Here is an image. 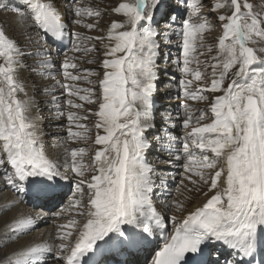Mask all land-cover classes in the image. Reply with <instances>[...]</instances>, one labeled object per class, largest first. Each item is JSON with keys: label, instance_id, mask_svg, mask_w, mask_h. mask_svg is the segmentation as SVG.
<instances>
[{"label": "snow or ice", "instance_id": "6c2138e0", "mask_svg": "<svg viewBox=\"0 0 264 264\" xmlns=\"http://www.w3.org/2000/svg\"><path fill=\"white\" fill-rule=\"evenodd\" d=\"M10 7L6 0H0V10ZM24 7L27 13L19 6L12 11L27 15L33 26L54 42L66 35L74 36L71 50L75 53L96 51L95 44L89 47L85 41H109L104 45V71L98 81L100 103L93 113L97 118L94 143L103 147L96 150L93 174L85 179L89 165L83 160L87 155L84 147H65L62 160L46 153L28 105L18 96L24 92L16 78L23 53L0 28V169L4 180L37 206L55 205L71 192L67 208L53 215L60 217L71 208L84 221L81 224L72 219L59 226L57 258L63 264H109L97 257L107 252L139 251L150 237L157 231L162 234L167 227L152 199L153 167L145 156L151 144L145 133L155 127L161 40L173 31L172 25L179 19L182 58L176 64L183 74L178 90L186 101L182 121L185 131L179 138L169 135L166 150L171 154V144L179 140L181 147L176 151L180 154L175 158L187 161L183 167L191 175L186 179L205 186L204 196L212 194L178 223L176 216L171 217L172 232L155 252L151 264H264V8L256 10L250 0H215L210 12L217 14L222 34L215 44V55L201 71L191 67L199 65V56L204 55L198 49L213 52V45L205 44V34L213 31V24L202 14L203 0H183V15L179 6L172 8L167 0H121L112 9L121 19L111 22L106 37L71 33L68 29L69 24L96 28L98 20L86 23L85 18H99L98 8L81 7L71 0L66 8L70 18L66 20L57 0H25ZM161 21L166 25L163 29L159 28ZM77 59L65 57V79L94 83L89 77L99 74L91 69H84V75L69 71L78 70ZM44 66L55 67L50 57H46ZM209 68L210 82L206 80ZM60 87L70 97L96 103L93 88ZM210 94H214L211 100ZM187 101L206 102L207 107L198 109L196 115ZM67 104L76 109L83 107L72 99ZM84 119L87 117L67 113L69 140L87 139V126L75 124ZM73 124L83 131H73ZM100 129L104 135L99 134ZM172 206L178 212L185 208L180 201L165 205ZM41 218L42 214H37L35 218L18 219L11 230L31 229ZM53 251L49 244H36L21 252L16 264H38Z\"/></svg>", "mask_w": 264, "mask_h": 264}, {"label": "rangeland", "instance_id": "374dc122", "mask_svg": "<svg viewBox=\"0 0 264 264\" xmlns=\"http://www.w3.org/2000/svg\"><path fill=\"white\" fill-rule=\"evenodd\" d=\"M57 1L59 5L62 6L63 4V9L66 15H68V13L66 12V8L68 7L71 0ZM262 1L264 0H250V2L254 4V8L256 10H258L257 3L261 6L263 4ZM119 2H121V0H76V3H78L81 7L90 6L93 8H98L101 11V16L99 18H85L86 23H96L97 20L99 21L96 28L92 30H88L85 28L91 36H107V32L111 22L121 19V17L114 18L115 13L112 12V9L118 6ZM167 2L171 5L172 8H176L177 6H179L180 14H184L183 0H167ZM214 2L215 0H203L204 7L202 9V14L207 15L208 19L213 24V31L211 33L205 34V44L213 45V52L210 53L211 56L215 55V44L218 40V37L222 34V27L217 23L215 19V16L217 14L210 12L211 4ZM8 4L11 6L8 10H0V28L4 29L6 35H8L9 38H11V36L14 38L16 44L23 53V55L19 58V67L17 69L16 78L24 86V93L26 92L25 100L29 101L31 105H34L37 108L35 123H37L38 126H40L42 129V132L38 135L39 138L48 151L47 153H49V150L56 151L61 147L71 146L72 144L70 143V140L64 134V127L68 128L69 126L64 124L62 115L58 113V110H62L63 112V108L65 105L67 107L66 113L74 112L80 117L86 116L87 119L76 120L75 124H84L87 126V129H89V131L86 133L87 139L79 140L83 141V143H80L79 141L72 142L74 148L84 147L87 150V155L83 157V160L85 164L89 165V169H91L97 147H102V145H96L94 143L95 136L97 134V129L95 128L97 118L93 115V113L98 111V106L100 103V87L98 81L99 78H102V74L104 71L101 67L103 59L105 58L104 52L106 51L103 46L104 43L108 40L104 39L103 41H97L93 39L90 41H85V43L89 47H91V45L93 44H95L96 46V51L89 52L87 55H84L83 53L73 52L71 50L73 46V40H71L69 42L70 53H64V55L68 54V57H79V59H77L76 61L78 64V70H69L72 71L74 75H84V69H91L95 73L99 74V76L93 75L89 77V79L94 82L92 84H88L84 80L72 81L71 84H68L75 85V87L82 89H95V94L92 96V98L96 101V103L89 104L86 101L79 100L75 96L70 97L65 89L62 94V92L60 91V87H58L57 90H53V88L49 87V85L52 84L49 83V76L50 78H53V76H55L54 79L59 78L58 74L55 75V73L63 70L62 63L65 57L62 56L61 58L59 57V59L53 51H50L51 47L49 46V42H47V40L45 42L46 46L49 47V52H44V47L46 46L41 44V42L39 41L40 37L36 33H33L34 29L30 28L32 27V21L30 18L25 24V27L22 26V23L28 16L25 15L22 17L17 12L12 11V8L19 6L21 12L27 13V9L24 7L23 0H9ZM222 11L223 10H221V13ZM101 20H104V22ZM17 25L18 27H15ZM72 26L76 32L83 33L81 31V28H77V25L72 24ZM165 27L166 25L161 21V23L159 24V28L163 29ZM180 27V20L178 19L177 23L172 25L173 31L169 32L166 37L161 40V47L159 49L160 56L157 59V91L154 96L155 107L153 122L155 124V127L145 133L147 140L151 144V147L148 149L145 156L146 162L153 167V173L151 174V178L153 180V203L156 207L162 206L164 208H167L171 217L176 216L175 207H165V205H171L172 201H180V193L189 185L193 186V191L196 190L195 185H193L189 180L186 179L187 175H191L189 173H186L183 167V165L187 163V161H185L183 158H181L180 160H177L175 158V147H181L180 141L177 140L176 142H173L176 144L174 146L172 145L173 143L171 144V154L166 151L167 147L169 146V142L165 135L168 134L177 136L179 138L183 136L185 131L182 126V121L184 118L183 104L186 101L183 93L178 90V82L183 78V74L180 72L179 67L176 64V61L182 58V37L179 34ZM169 51L173 52L166 55V53H168ZM201 51L204 52V55L199 56V58L204 57L206 54V49H198V52ZM46 57H50L51 63L55 67L47 68L46 66H44ZM88 60H92L93 62L88 63ZM196 66L197 64L195 63L191 65V67H193L194 69L199 68L201 71H205L204 68ZM49 73H52V75H49ZM206 73V80L210 82L211 69H207ZM88 94L89 93L87 92H81V95ZM19 95L20 93H18V96ZM49 95L55 96L58 103H56L55 105H50ZM212 95L214 94H210V100L212 98ZM68 99H72L75 103L83 104V107L79 109L70 107L67 104ZM187 103L191 106L194 114L196 115L199 114L198 109L207 107L206 102L187 101ZM72 127L74 131H83V129L76 128L74 124L72 125ZM99 134L104 135L103 129L99 130ZM164 169L168 170L170 175H163L164 178L160 180L161 176L159 174H155V170L161 171ZM71 187L74 191L75 186L71 185ZM13 194H16V196ZM85 198L87 199V194ZM7 199H9L13 203L5 211L0 213V228L6 222L11 221L15 216L16 218H22L25 213L27 216H32L33 218H35L37 214H42V218L37 219L39 221L37 222V224L39 223L37 227L31 228V230H29L28 232L23 233L18 238H15L16 240L12 239L9 242L0 243V258H6L8 255L17 253L19 251V248L23 244L34 242V245H36L45 236V234L43 233L45 232V230H47V228H52L54 234L58 236V228L60 225L67 224L72 219L78 220L81 223L84 222L83 219L79 215H77L76 210L71 208H68V210L63 212L66 216L63 215V217L60 219H50L49 217V213H51L50 210L55 213L56 211L67 208V206L69 205V201L72 199L71 192H69L61 202L57 201L55 205L46 204L44 206H37L35 202L27 201L29 198L24 194L17 193L15 190L11 189L4 180L3 169H0V201ZM161 202L167 203L160 205ZM50 206L53 207L49 209L48 207ZM176 217L178 221V216ZM51 220L52 222L54 221L57 224H51ZM166 232L170 233L171 229L169 228ZM153 238L154 237L149 238V244L154 243ZM1 240L3 239L0 238V241ZM51 242H53V244L55 245H59V243H61L58 238L55 240V242L53 238ZM57 252L58 250L54 249V259L57 256ZM64 254L66 255L67 253ZM144 256L147 257V253H145ZM150 263L151 261L148 260L145 262H141L140 264ZM50 264H53V262ZM55 264H63V262L61 260H58V262Z\"/></svg>", "mask_w": 264, "mask_h": 264}, {"label": "bare ground", "instance_id": "6f19581e", "mask_svg": "<svg viewBox=\"0 0 264 264\" xmlns=\"http://www.w3.org/2000/svg\"><path fill=\"white\" fill-rule=\"evenodd\" d=\"M258 1V0H257ZM6 2L8 3L9 2V0H6ZM58 2V1H57ZM263 2V4L260 6L258 3H257V5H258V10H260V9H262V8H264V1H262ZM23 3L25 4V0H23ZM59 5V4H58ZM60 6V11L64 14V16H65V19L67 20V19H69V15H66V13H65V11H64V9H63V4H62V6L61 5H59ZM27 11H28V9H27ZM227 11V9H225V10H223L222 11V13H224V12H226ZM117 17H120V16H118V15H116L115 14V16H114V18H117ZM29 20V17H27L26 18V20L22 23V26L23 27H25V24L27 23V21ZM101 21H103L104 22V20H101ZM14 25V24H13ZM32 25V27H30L31 29H34L33 31V33L35 34H37L39 37H40V39H39V41L41 42V44L42 45H45L46 46V40H47V42H49V46L51 47V49H50V51H53L57 56H58V58L60 57H62V56H64V57H68V54H65L64 55V53H65V51L63 50H61V47H62V45L63 44H61V43H58V41H56V42H54L50 37H46L45 36V34L43 33V31L41 30V29H39L38 27H35V26H33V24H31ZM15 27H18V25L17 26H15ZM81 28V31L83 32V34L84 35H86V36H91L87 31H86V29L85 28H83L82 26H79V25H77V28ZM68 29H69V31L71 32V33H75L76 31L74 30V28H73V26H72V24H69V26H68ZM4 30V29H3ZM77 30V29H76ZM33 34V35H34ZM97 35V34H96ZM97 36H101V35H97ZM91 37H94V36H91ZM65 38H66V40L68 41V42H70L71 40H73L74 41V39H75V37L74 36H71V35H66L65 36ZM11 39H13L14 40V38L11 36ZM34 39H35V37H34ZM37 39V38H36ZM15 41V40H14ZM109 43V41H106L105 43H104V45H106V44H108ZM40 44V45H41ZM44 47V46H43ZM47 47V46H46ZM44 47L45 48V50H44V52H49V47ZM175 47V46H174ZM103 48L105 49V50H107L104 46H103ZM178 48V47H177ZM176 50V49H175ZM69 52V51H68ZM171 52H173V51H169L168 53H166V55H168V54H170ZM176 52V51H175ZM174 52V53H175ZM67 53V52H66ZM70 53V52H69ZM55 55V56H56ZM210 53H208L207 51H206V54H205V56L204 57H202V58H199V60H200V64L199 65H197L196 67H201V68H206V64H205V62L207 61V62H209L210 63ZM59 58V59H60ZM58 74V76H59V78H56V79H53V78H50V76H49V83L51 84V85H49V87H51V88H53V90H57L58 89V87H60V85H63V84H71L72 83V81L71 80H68V79H65V77H64V75H63V70H61L60 72H58V73H55V75H57ZM206 75H207V73H206ZM55 77V76H54ZM60 91L62 92V94H63V92H64V88H62V87H60ZM26 93V92H25ZM25 93L24 92H21L20 93V98L22 99V100H24L25 102H26V104L28 105V108H29V116H30V118H31V120H32V122L33 123H35V115H36V112H37V108H36V106H34V105H31L30 103H29V101H27V100H25ZM49 94H52V93H49ZM50 96V95H49ZM62 98H64V97H62ZM49 101H50V105H55L56 103H58V101H56V97L55 96H50L49 97ZM61 109V108H60ZM66 110H67V107L64 105V108H63V112H62V110H58V113H64V115H62V119L64 120V124H66V125H68V126H70V124H69V121L67 120V113H66ZM69 113V112H68ZM75 123H76V121H75ZM36 124V126H37V129H38V135L42 132V129H41V127L40 126H38V124L37 123H35ZM67 127H64V134L67 136ZM73 131H74V129H73ZM166 137H168L169 135L168 134H166L165 135ZM80 143H83V141H79ZM70 143L72 144L71 146H65V147H67V148H74L73 147V142H72V140H70ZM173 146L174 145H176L175 143H173L172 144ZM65 147H61V148H59V149H57L56 151H50L49 150V153H47L48 151L46 150V148H45V151H46V153L50 156V158H54V159H58V160H62L63 159V157H64V155H65V153H64V151H63V149L65 148ZM97 147V146H96ZM103 147V146H102ZM102 147H97V150L98 149H100V148H102ZM177 149H179V147L177 146V147H175V151H174V153H176V155H179L180 153H178L176 150ZM167 151V150H166ZM169 153V152H168ZM176 155H175V157H176ZM93 174V172H92V170L91 169H88L87 171H86V175H85V179H90V177H91V175ZM155 174H159L161 177V179L160 180H162V178H164V176L163 175H170V173H169V171L168 170H166V169H164V170H161V171H157V170H155ZM172 176V175H171ZM175 176V175H174ZM192 178L193 179H198L197 177H195L194 175L192 176ZM175 180V179H174ZM175 182V181H174ZM66 184L67 183H69V182H65ZM172 183H173V181H172ZM191 183V182H190ZM71 185H74L75 186V183H74V181L73 182H71ZM195 187L197 188V187H202V191H196V190H192L193 189V186L192 185H189L188 187H186V189H184V190H182V192L180 193V195H179V199H180V201L185 205V208H184V210L182 211V212H178V211H176V216H178V221H177V223L181 220V219H183V217H185L186 215H188V213L189 212H191V211H194L195 210V208H197V207H201L205 202H206V200L210 197V195L212 194V193H209V196H204L203 195V192L204 191H207V188L205 187V186H202V185H195ZM65 190V192L67 191V188H65L64 189ZM13 195H15L16 196V194H13ZM27 201H30V199H28ZM61 202V201H60ZM13 202H11L9 199H7V200H2V201H0V213H2L3 211H5L8 207H10V205L12 204ZM165 203H167V202H161V204L160 205H163V204H165ZM44 206V205H43ZM47 207V206H46ZM53 207V206H52ZM51 206L50 207H48L49 209L50 208H52ZM157 209L159 210V211H161V213H162V215H164V217H165V223H166V225H167V227L165 228V230H164V232L161 234L159 231H157L152 237H154L153 239H154V243H150V244H152V245H150L149 243H147V244H145L143 247H142V249L141 250H139V251H136V250H133L132 251V253L131 254H128V253H125V254H120V253H118V252H116V253H113V252H107V253H104V254H102L101 256H99V257H97V259L98 260H101V259H106L108 262H109V264H115V261H124V260H127L128 262H129V264H140L141 262H145V261H148V260H150L151 261V259L153 258V256H154V254H155V252H157V251H159L160 250V248H162L163 247V244L165 243V237H164V235H165V231H167L169 228L171 229V232H172V228H173V222H172V220H171V215H170V213H169V210L167 209V208H164V207H157ZM50 212L51 213H49V217H50V219H52V218H58V219H60V218H62L63 217V215L64 216H66L64 213H62V215L60 216V217H56L55 215H53V212H52V210H50ZM16 215V214H15ZM14 215V216H15ZM25 217H28L27 215H26V213L24 214V216L22 217V218H25ZM18 219H21V218H16V216L14 217V218H12V220L11 221H9V222H6L1 228H0V238H2L3 240H1L0 241V243H5V242H9V241H11L12 239L13 240H16L15 238H18L19 236H21L23 233H26V232H28L29 230H31V229H26V230H24L23 232H13L12 230H11V225H13L15 222H16V220H18ZM37 222H39L38 220H37ZM37 222H36V224L32 227V228H35V227H37L38 225H39V223L37 224ZM49 222H50V220H49ZM81 223V222H80ZM51 224H57V223H55L54 221L52 222V220H51ZM82 224V223H81ZM170 232V233H171ZM169 233V234H170ZM43 234H45V236L40 240V242L39 243H37V244H49V245H52V247H53V249H56V250H58V248H57V246L58 245H55V244H53V242H51L52 240H53V238H54V242H55V240L57 239V236H56V234H54V232H53V229L52 228H47V230H45V232L43 233ZM156 235H157V237H156ZM49 239V240H48ZM54 245V246H53ZM31 246H34V242L33 243H29V244H23L20 248H19V251L17 252V253H14V254H12V255H8L6 258H0V264H16V261L17 260H19L20 259V253L21 252H23V251H25V250H27V248L28 247H31ZM145 253H147V257H145L144 255H145ZM53 254H54V251L52 252V253H46L45 255H44V257L38 262V264H50V263H52L53 262V264H55V263H57L58 262V258H57V256H56V258L54 259L53 258ZM49 255V256H48ZM257 260H259V256H257ZM55 262V263H54ZM151 264V263H150Z\"/></svg>", "mask_w": 264, "mask_h": 264}]
</instances>
